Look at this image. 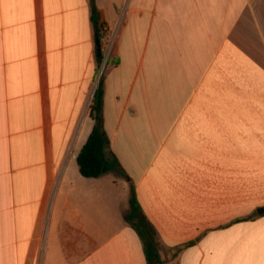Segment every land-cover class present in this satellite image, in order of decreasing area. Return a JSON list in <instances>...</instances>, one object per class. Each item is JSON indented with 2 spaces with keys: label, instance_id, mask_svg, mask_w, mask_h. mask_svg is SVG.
<instances>
[{
  "label": "crops",
  "instance_id": "0c3cea01",
  "mask_svg": "<svg viewBox=\"0 0 264 264\" xmlns=\"http://www.w3.org/2000/svg\"><path fill=\"white\" fill-rule=\"evenodd\" d=\"M96 4L129 180L77 162L100 73L91 0H0V264H148L130 182L162 264H264V0Z\"/></svg>",
  "mask_w": 264,
  "mask_h": 264
},
{
  "label": "trees",
  "instance_id": "16d2710c",
  "mask_svg": "<svg viewBox=\"0 0 264 264\" xmlns=\"http://www.w3.org/2000/svg\"><path fill=\"white\" fill-rule=\"evenodd\" d=\"M91 20L95 31V37L100 41V45H97V62L100 67L105 58L102 48L103 28L105 23L102 20L96 0H91ZM104 97L105 82L104 73H102L94 93L90 110V116L95 123L86 143L77 155L80 173L84 177L98 178L108 172H114L118 176L129 180V176L124 170L120 160L110 149V138L104 125ZM124 218L141 237L147 263L162 264L157 229L146 215L132 182H130L129 208Z\"/></svg>",
  "mask_w": 264,
  "mask_h": 264
},
{
  "label": "built area",
  "instance_id": "2783aa9c",
  "mask_svg": "<svg viewBox=\"0 0 264 264\" xmlns=\"http://www.w3.org/2000/svg\"><path fill=\"white\" fill-rule=\"evenodd\" d=\"M103 43L104 42H107V40H108V28H107V26H104V28H103Z\"/></svg>",
  "mask_w": 264,
  "mask_h": 264
},
{
  "label": "water",
  "instance_id": "95a60500",
  "mask_svg": "<svg viewBox=\"0 0 264 264\" xmlns=\"http://www.w3.org/2000/svg\"><path fill=\"white\" fill-rule=\"evenodd\" d=\"M96 44H97V45H100V41L97 40V41H96ZM258 213H259V214H263V213H264V207L259 208V209H258Z\"/></svg>",
  "mask_w": 264,
  "mask_h": 264
},
{
  "label": "rangeland",
  "instance_id": "374dc122",
  "mask_svg": "<svg viewBox=\"0 0 264 264\" xmlns=\"http://www.w3.org/2000/svg\"><path fill=\"white\" fill-rule=\"evenodd\" d=\"M102 68V65L100 66V68H99V71H100V73H99V75H98V79H100V77H101V75H102V72H103V69H101ZM102 71V72H101ZM104 73V72H103ZM257 211H258V209H257Z\"/></svg>",
  "mask_w": 264,
  "mask_h": 264
}]
</instances>
